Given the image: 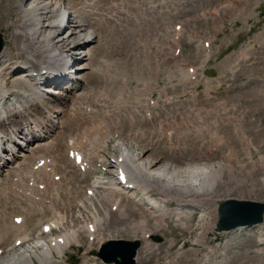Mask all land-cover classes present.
I'll return each instance as SVG.
<instances>
[{"label":"rangeland","instance_id":"obj_1","mask_svg":"<svg viewBox=\"0 0 264 264\" xmlns=\"http://www.w3.org/2000/svg\"><path fill=\"white\" fill-rule=\"evenodd\" d=\"M46 1L47 7H51L54 0ZM58 1V7L54 9L58 16L50 14L45 17L34 0H0L1 52L4 49L8 53V62L14 60L24 65L26 53L23 45L27 38L25 31L21 37H17L20 30L15 27L23 6L33 8L38 27L46 34L50 45L55 47V37L65 11L63 0ZM79 1L85 5L81 9L84 17L82 24L86 20L96 19L95 13L112 3V0ZM121 3L126 6L129 17L118 15L111 23L91 26L95 30L93 36L100 38L89 48L97 53L90 51L88 59H97L93 64L84 60L86 51L85 35L80 32L82 28H78L77 33L63 46L68 49L67 45L70 47L75 43L72 50L75 55L71 53L68 57L61 54L63 56L60 57L63 64H69L72 57L77 59L75 63L73 61L74 66L82 63L94 65L83 70L85 74L98 72L97 69L103 72L109 59L118 76L116 78L113 73L106 84L110 95L101 97L100 92L104 93L101 79L98 82L91 78L88 82L73 66L69 67L67 73L74 76L75 81L70 77H65V81L78 87L74 90L57 89L59 94L55 93L56 97L41 98L45 104L50 102L63 112L52 113L53 118L46 119L39 118L44 106L31 112V116L41 122V129H45L48 137L44 142L49 144L60 139L61 130H64L62 123L56 124V129L51 131L54 138L49 139L51 132L47 128L51 127L50 120L61 121L62 117L70 116L68 114L74 106L85 112V121L82 120L77 129L68 133H78L80 127V130H85L94 124L92 127L96 129L97 139L89 152L91 157L100 154L104 161L100 159L91 173L76 184L72 182L69 189H72V194L77 192L82 196L89 182L99 179L103 182L104 191L114 195L113 200L110 199L113 202L105 201L103 206L111 213L105 215L103 211L99 212L103 221L93 236L95 238L79 236V243L68 245L63 258L67 259L68 264L98 263L91 257L99 259L96 252L101 241L124 239L140 242L136 264H173V260L177 262L175 264H264V221L253 227L227 232L214 228L217 204L224 199H248L264 203V0H147L144 4L139 0H122ZM63 18L67 20L66 16ZM49 23L54 25L45 27ZM103 27L109 32L104 36ZM114 60L119 62L115 64ZM22 65H19L20 68ZM12 67L9 64L7 70H2L0 82L5 80V86L12 95H9V103L18 101L22 109L25 108L20 103L22 95L30 97L31 91H36L31 84L34 77H25L24 67H18V70ZM105 74L102 79L106 78ZM152 99L155 105H150ZM96 103L102 106L96 109ZM142 105L145 116L139 110ZM148 107L151 108L150 112ZM126 124L131 128H126ZM79 136L77 142L84 141L83 136ZM66 139L63 137V144ZM38 145L22 154L28 156L35 152L37 156L38 161L32 159L26 168L33 166L36 169L50 164L51 157L42 156L43 151H39L46 163L36 153ZM119 147L131 152L139 163L147 164L153 173L162 171L157 174L159 181L156 179L149 189L147 185L144 186L151 198L157 201L158 208L165 207L159 214L150 205L147 206L140 190H129L128 194H132L129 200L112 185L117 172L112 165L119 154ZM13 162H9L7 167H15L14 163L20 160ZM196 167L217 170L215 173L218 177L209 197L187 194L181 190L195 184L196 176L191 169ZM8 168L1 170L0 181ZM202 180L200 177L199 182ZM11 182L10 185L9 182L4 183L6 186L0 185V219L6 225L10 224L15 214L11 213L6 218V212H10L11 208L15 210L17 205L2 206L5 198L18 197L20 193L19 187H16L18 185ZM163 184V191L157 190ZM7 187H10V193H7ZM11 190L18 195L11 193ZM57 192L62 197L58 207L63 208L62 203L67 202L69 194L63 190L54 194ZM87 194L93 195V190H88ZM115 198L118 201L115 202ZM86 205L91 209L89 202L86 201ZM71 207L68 213L72 218L71 214L76 215L75 219L78 217L76 207ZM38 218L31 220L36 231L41 229V224H37ZM78 223L79 219L76 218L75 225ZM182 224L187 227L182 228ZM33 226L30 225L29 229ZM196 237L201 240L199 244L194 243ZM171 242L173 246L169 245ZM33 244L32 247H22V252H37L36 242L30 240L27 243L29 246ZM147 247L151 249L147 251ZM90 248L91 255L84 256ZM20 253L16 251L12 256ZM146 253L148 262L140 263L138 258ZM117 258L120 259L119 256Z\"/></svg>","mask_w":264,"mask_h":264},{"label":"bare ground","instance_id":"obj_2","mask_svg":"<svg viewBox=\"0 0 264 264\" xmlns=\"http://www.w3.org/2000/svg\"><path fill=\"white\" fill-rule=\"evenodd\" d=\"M19 1L21 2L23 0H19ZM121 1L122 0H112V3H110L108 7H106L103 10L97 11L98 13H95L96 19H93V21L85 19L86 20L85 24H82V22L84 21V17L82 15L81 9H84L85 5L81 3L79 0H63V6H64L65 11H63L64 15L62 16L63 17L66 16L67 20L63 26H61L59 23V27H58L59 30H57L58 35L55 37V40H57V42L55 43V45L52 44L55 47H52L50 45V43L46 39V34L43 33L42 30L38 27V21L36 20V17L34 16L33 8L31 10V8H28L27 6H23V9L21 11V17L20 19L16 21V26H15L18 30H20L17 33V37H21L22 32L25 31V36L27 38L23 45V50L26 53V57L24 58L25 60L23 61L24 62L23 67L25 68V71L23 74L24 76L26 75L25 77H27L28 79L31 77H34V79H32L33 81L36 79H39L38 81L35 82V87H38V85H42V84L52 83L55 85L56 88L53 94L51 93L48 94V92H50L51 89L46 88L45 91H39V92L37 90L31 91L30 97L22 95L20 99V103L23 106H25V108L23 107L21 109V108L15 107L14 110L8 111L5 117L0 120V139L3 142H9V143L15 142L16 141L15 136L18 137V133L19 134L22 133L23 135L25 134L28 135L30 134V132H32L34 127L41 129L42 128L41 122L37 121L35 117L31 116V112L34 113L36 109H40V107L44 106L42 108L41 115L39 114L40 115L39 118H43V119L53 118L52 113H54L55 115L56 114L55 112H58L59 114L63 112L61 108L56 107L54 105L52 106L50 102L45 104V102L42 101L43 99L41 100V97L44 94L49 97L50 96L56 97L55 93H58L56 92L57 89H59V91L65 90V89L74 90L76 89V87H78L77 84H71L68 80H67L68 82L65 81L66 79L65 77H70V75L67 76L68 74L67 70L69 69V67L74 66L73 61L75 63L77 59L71 57V62L69 64H63L60 58L61 56H63L61 54H67V56L69 57L70 54L72 53V55L74 56L75 53L72 52V50L75 48L76 44L75 43L71 44L70 47L69 45H67L68 49L63 48V46H65L66 43L70 40V38L77 33L78 28H82L80 32H82L83 35H85L84 36L85 37L84 50L86 51V53L84 56V60H89V62L93 64V62L97 59H94V60L88 59L90 51L92 52V54L95 52V51L90 50L89 48L91 44H93L100 38H95L93 36V34L95 33V30L92 29L91 26L97 23H103V22L111 23V21H115V18L117 19L118 15H124L125 17H129L126 13V6L123 3H121ZM139 1L143 4H144V1L147 3V0H143V1L139 0ZM34 2L36 3V5H38L37 7L39 10L42 11V14H45V17L50 14H53V17L58 16L54 10L55 8L57 9L58 7V4H59L58 0H54L53 2H51V7H47L46 0H34ZM37 2H39V4H37ZM101 12H104V13H101ZM87 23L90 25L89 28L87 27L88 25ZM53 25L52 23H49L48 25H45V27L51 28ZM96 26H99V25H96ZM60 31L65 37L62 34H60ZM107 33H109L108 30L105 27H103L102 36H104ZM51 41L52 40H50V42ZM5 52H4V49L2 52H0V75L2 74V70H7V68L9 67V64L13 65L12 68H14V70L16 69L18 70V67L20 68L21 66V64H18V62L14 60L12 62H8V53L6 54ZM106 62H108L109 64L105 65L103 72L97 69L98 72L92 71L91 73L85 74L83 70H86L87 68H91V66H94V65L82 63L81 65H77L78 67L76 65L74 66L75 70H78V74H81V77H84V79L88 82L91 78H94L98 82L101 79L100 84L103 83L102 88L104 92V93H102V91L100 92L101 97L103 96L108 97L110 95V93L108 94V91H107L108 89L106 87L107 86L106 84L108 81H110L112 74L115 73L116 78L118 77L117 71L115 69H112V65L110 64L109 59ZM116 62L118 63L119 60L115 61L114 63L116 64ZM105 73H108V75ZM104 74L106 76L105 78L106 80L102 79V76L104 78ZM28 79H25V80H28ZM9 95L10 94H9L8 88L5 86V80H1L0 82V108L2 104L9 106L10 97L12 96L10 95L9 97ZM59 97H62V95H59ZM97 98H99V96ZM97 106L100 107L102 105L96 103L95 104L96 109H97ZM0 114L3 115V112L0 111ZM84 114L85 112L79 110L78 106H74L72 112L68 114L70 116H64L61 118V121H58L59 124L62 123V127L61 126L59 127L64 128V130H61L62 136H60V139H56L54 143H50V144L47 141L44 142L45 138L41 140L42 142L37 146L36 153L39 154V151L40 152L43 151L42 156L45 155V157L46 156L51 157L52 160L51 161L49 160L50 164H44L41 167L36 168V169L32 168L33 166L26 168L27 166L30 165L29 162L32 159L37 158L35 152H33L32 154L29 153L28 156L22 155L21 157L20 155V158H16L17 160L14 159L13 160L14 162L18 160H20V162L15 163V165H13L15 167H10L8 168V170H6L5 176L0 181V185L1 184L3 185L4 183L8 184L7 182H9V185H10L12 184L11 181H14V184L16 183V185H18L16 187L17 188L19 187L20 193L18 195L16 190L14 191L17 194L12 192L11 190V193L18 195V197L14 196V198L11 197L7 199L8 197L7 196L5 198L6 201H4L5 203L2 206L6 207L7 205H14V204L17 205L15 210L11 208L10 212H6L5 217L7 215H10L11 213H15L12 216V219H14L15 217H20L21 221L18 224L14 223V221H10L9 222L10 224L6 225L4 221L0 219V264H68L69 262L67 261V259L63 258L66 254V247L68 245H71L72 243L78 244L79 236L81 235H86L88 236V238L93 237L98 231V226L103 221L102 213L99 214V212L103 211L105 215L111 213L110 210H108L107 208L103 209V206H105V201H108L110 203L113 202L112 197H114V195H112L113 193L110 194L108 191H104L105 188L103 186V182L100 181L99 179L92 180L90 182L89 180L87 181L89 182L88 184L89 186L86 188L85 195L80 196L77 192L72 194L71 193L72 189L71 190L69 189V185L72 182L76 184L80 180H82L81 178L86 176V173L87 174L91 173V171L94 169L95 164H97L99 160L102 159V156L100 154L99 156H96L95 154H93V158L92 159L90 158L91 153L89 151L93 148L94 143L97 139L95 131H94L96 129L92 127L94 124L88 126L89 128L85 130H80L81 129L80 127L78 129V133H73V134L68 133V132H71L72 129L73 131L74 129H77L79 127L78 123L80 124L82 120L85 121ZM49 122H50L49 126L51 127L47 129L48 131L51 132L56 129V123H54V121L52 120H50ZM58 122H57V125H58ZM130 126L131 125L129 126L127 125L126 128ZM75 132H77V130ZM78 134L83 136L84 141L80 140L78 142H75L74 136L76 137ZM63 137H64V140H65V137H67L66 143L64 144H63ZM69 142H71V144ZM70 150L77 151V153L73 157V161H70L71 157L68 154ZM79 154H83V157L80 163L77 164L75 163L74 160H75L76 155H79ZM41 157L38 156V158H41ZM42 158L44 159V157ZM36 161L38 160L36 159ZM8 163L9 161L8 162L6 161L4 166ZM146 165L139 163L137 159L131 154V152H129L128 150L122 147H119V154L115 158V161L113 162L112 166L116 169L117 176H119V173L122 172L124 176L128 178V182L133 183L134 187L127 188V186L118 182V180H115V182H112V185L116 189L119 188V190L123 192V195L125 196V198L129 200L132 199V194L130 193L128 194L129 190H137V189L140 190V193L145 198H147L148 201L150 202V208H153L154 211L157 212V214H159V212L162 211V209H164L165 207H162L159 209L157 201L151 198V195L146 190V188H144V186L147 185L148 189L149 187L153 186V182H155V180L158 177L157 174L162 173V171L158 170L157 172L153 173L152 172L153 170L152 171L149 170ZM191 171L194 172L195 173L194 176H196L193 182L195 184L187 185L181 190L184 193L187 192V194L193 193V194H196L197 196H205V197L211 196V194L213 193V186L216 180L215 178L218 177V175L215 173V171L217 172V170L214 169V170L209 171L207 167H203L201 169H198L196 167V168H192ZM200 177L201 179H203L202 182H199ZM83 180H86V179H83ZM157 181L159 180L157 179ZM7 188L6 189L9 190L7 191V193L8 192L10 193V187H7ZM163 188H164V184L157 187V190L163 191ZM58 190H61V191L63 190L64 192L69 194L68 197L70 199H68L67 197L66 199L67 202L64 204L62 203L63 208L58 207V203L62 201V197L61 196L59 197L58 192L54 194V192ZM88 190H93V195L89 196L87 194ZM4 194H6V192ZM115 197L117 198L119 196H115ZM111 198L112 200H110ZM12 199L15 201L9 202ZM115 199H114L115 202L118 201L117 199L116 200ZM86 201L89 202L91 209L88 208V206L86 205ZM93 202H95L96 205H91V203ZM70 207L71 209L73 207H76L75 213L78 214V217L76 218L79 219V223L77 225H75L76 218L74 219L76 215L71 214L73 216L72 218L70 214L68 213V209ZM232 208H237L239 214L241 215H250L248 216V218L253 217V210H254L253 207H248V206L245 207V206L237 205V204L236 205L226 204L224 208L223 216H222L223 221L225 218L228 219L229 221L230 219L236 218L234 214L232 213ZM239 208H244L247 211L246 213L248 214H246L245 211L244 213L241 212ZM93 209H96V211H93ZM42 215H44V218ZM37 217H39L38 219H40V220L37 219L38 220L37 224H41L44 221V223L42 224V227H44V225H47L49 227V230L47 232L36 231V229H34L35 227L33 226V223L31 222V220L34 221V219H36ZM215 219H216V215L214 213V220ZM215 223H214V228H215ZM30 225L33 226L32 229H29ZM182 226H183L182 228H184V226L187 227V225L185 224H182ZM139 228L141 227L139 226ZM32 230H35V231L32 233ZM145 236H146V232H145ZM30 240L34 241V243L36 242L37 252L35 251L22 252L23 251L22 247L28 248V247L34 246V244L31 246L27 245V243H29ZM112 240H115V239H112ZM200 242L201 240L196 237V239L194 240V243L199 244ZM169 245L173 246V242H171ZM146 249L147 251H149L151 247H147ZM16 251H18V253L20 252L22 253L15 254L14 256H12L14 253H16ZM91 252H92L91 248L87 249L84 256L86 257L90 256ZM147 254L148 253L138 258L140 260L139 261L140 263L148 262L147 258L149 256ZM5 255L9 257L4 258ZM93 257L94 256H92L91 258L95 261L98 260V263H94V262L92 263L85 262V263L86 264H115L114 262L105 263L99 257H98L99 259H96L95 257L94 258ZM99 260H101L102 262H100ZM175 263L177 262L173 260V264ZM70 264H73V263H70Z\"/></svg>","mask_w":264,"mask_h":264},{"label":"water","instance_id":"obj_3","mask_svg":"<svg viewBox=\"0 0 264 264\" xmlns=\"http://www.w3.org/2000/svg\"><path fill=\"white\" fill-rule=\"evenodd\" d=\"M2 47V39L0 35V50ZM226 204L230 205H242L253 207V217L248 218L250 215H241L239 214L237 208H232V213L236 218L230 219H222L224 208ZM244 208H239L241 212H247ZM238 213V215H237ZM248 214V213H246ZM252 215V213H251ZM245 216V217H244ZM264 217V203L255 201V200H248V199H237V198H226L218 205V219L216 223V227L222 231H229L238 227H250L256 224H259L263 221ZM140 245L138 240L128 241V240H109L105 244H103L102 248L100 249L98 255L102 257L104 260L108 262H115L116 264H134L135 260L134 257L136 255V251ZM114 251L117 254L112 255L110 253ZM111 254V255H110ZM120 257L118 260L117 257Z\"/></svg>","mask_w":264,"mask_h":264},{"label":"snow or ice","instance_id":"obj_4","mask_svg":"<svg viewBox=\"0 0 264 264\" xmlns=\"http://www.w3.org/2000/svg\"><path fill=\"white\" fill-rule=\"evenodd\" d=\"M47 230V229H46Z\"/></svg>","mask_w":264,"mask_h":264}]
</instances>
